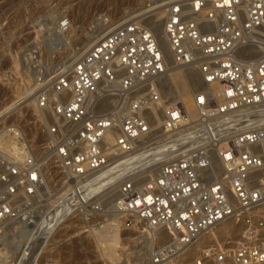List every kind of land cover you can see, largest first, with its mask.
<instances>
[{
  "label": "built area",
  "instance_id": "2783aa9c",
  "mask_svg": "<svg viewBox=\"0 0 264 264\" xmlns=\"http://www.w3.org/2000/svg\"><path fill=\"white\" fill-rule=\"evenodd\" d=\"M173 1L164 26L173 61L213 86L197 95V117L147 82L167 65L137 18L80 57L38 63L45 140L33 156L20 137L23 163L0 150V222L36 220L58 198L56 231L77 221L90 233L117 217L151 236V264H264V0ZM58 27L67 32L69 18ZM62 35L51 39L58 54L68 45ZM155 112L163 113L159 128L151 126ZM123 164L129 172L107 184L105 173ZM18 188L34 199L13 203ZM225 222L233 226L226 237L203 242ZM161 233L170 240L161 243Z\"/></svg>",
  "mask_w": 264,
  "mask_h": 264
},
{
  "label": "rangeland",
  "instance_id": "374dc122",
  "mask_svg": "<svg viewBox=\"0 0 264 264\" xmlns=\"http://www.w3.org/2000/svg\"><path fill=\"white\" fill-rule=\"evenodd\" d=\"M172 2L174 1L0 0V139L10 132L11 134L13 132V136H15L14 133L16 136L18 134L21 138L23 137L29 146L30 154L33 156L38 152V145L45 140V137L39 133L38 127L44 111L38 107L34 97L35 83L33 81L36 77L37 69L35 67L38 63L56 61L59 57V59H65L67 56H74V51L78 49L77 55L80 57L99 41L102 35L101 31L108 25L131 17H139L140 19H138H142L141 23L145 25L150 16L151 19H149L162 47L167 48L164 26L167 8ZM64 17H68L70 20V27L66 32L68 39H65L68 40L66 41L68 45L62 53L58 54L53 51L51 39H53L52 35L56 31L55 28H57L59 21ZM175 72H177V77L180 76V79L176 76V79L173 78ZM175 72L169 75L167 84L160 82V86H157L160 94L164 99H169V102L184 101L183 105L185 104L186 107L187 99L184 98L192 93L189 96L192 97L190 99L195 106L193 109H197L195 95L210 87L203 83L202 76L196 72L186 68ZM181 79L182 81H180ZM179 83H185L183 87L186 88V92L182 85L179 86ZM211 87L213 88V86ZM179 91L184 92L180 93ZM183 93L185 97L180 95ZM188 108L187 106V110H190L189 113H192L193 109ZM195 110L193 111L196 113ZM194 112L192 115H195ZM150 119L151 126L153 128L158 127L163 121V113L155 112ZM110 136L106 139H113ZM25 156L26 154L23 152L18 156V160H15L10 154L7 155V158L12 162L23 163L20 158ZM4 222L6 226L15 223L13 227L15 225L18 227L7 229L5 233L4 240L7 242L0 245V264H151V247H149L147 239L142 238L141 235L132 230L123 228L121 224L122 229L118 227L119 224L116 225L115 223L107 226V229L115 228L112 231L117 232L121 239L119 244L109 240V243L103 245L106 256L117 254L114 258L106 260L107 257L102 254L103 251L99 249V253L98 250L102 245L97 243L96 246L94 244L96 240H94L93 235H90L92 232L84 233L80 222L74 221L70 225L63 226L55 233L53 241L43 238V247H39L40 243L38 242L40 240L38 239L29 242L28 237L24 238L25 240L18 237L15 232L20 229L19 219H16L15 222L11 220ZM232 228L233 226L228 227L221 235L207 239L206 242H213L214 239L226 237ZM237 231H234L230 237L233 244L240 240ZM166 240L165 237L164 241ZM114 259L117 262H114Z\"/></svg>",
  "mask_w": 264,
  "mask_h": 264
},
{
  "label": "bare ground",
  "instance_id": "6f19581e",
  "mask_svg": "<svg viewBox=\"0 0 264 264\" xmlns=\"http://www.w3.org/2000/svg\"><path fill=\"white\" fill-rule=\"evenodd\" d=\"M172 3H174V2H172ZM171 3V4H172ZM212 4L213 3H209L208 4V7L205 9V10H202V13L200 14V15H198L199 17H202V18H204L205 17V11H207V10H211V8H212ZM170 6V5H169ZM169 8V7H168ZM168 8H167V15H168ZM188 12H190V9L188 8V10H187ZM166 14V13H165ZM165 14H164V16H165ZM154 16V15H153ZM163 16V15H162ZM158 18H160L159 16H157ZM139 18V17H138ZM137 18V20H139ZM150 18V17H149ZM147 19V21H146V19H145V21H146V23H145V25H147V26H149L150 28H151V30L154 32V37L156 38V40H157V42H158V44L162 47V45H161V43H160V41H159V39H158V36L156 35V33H155V31H154V29H153V24H152V22H151V18L150 19ZM167 19V18H166ZM142 20V19H141ZM141 20H139L140 22H141ZM148 20H150V22H148ZM159 20V19H158ZM127 21H129V19H123V20H121V21H118V22H116V23H114V24H111V25H108L103 31H101V38L99 39V41L100 40H102L110 31H112L115 27H117V25L116 24H118V25H120L121 23H124V22H127ZM164 21H165V19H164ZM158 22V21H157ZM154 23V22H153ZM116 25V26H115ZM157 25V24H156ZM53 27V26H52ZM55 28V27H54ZM53 28V29H54ZM155 28V27H154ZM161 28H162V26H161ZM55 30L56 31H59V32H62V36H63V38H67V35H66V32L65 31H63L61 28H59L58 27V25H57V28H55ZM155 30H156V28H155ZM158 30V29H157ZM162 30V29H161ZM163 31V30H162ZM162 33V32H161ZM164 36V35H163ZM68 39V38H67ZM66 41H68V40H66ZM99 41H97L96 43H98ZM166 42H167V48H163L162 47V49H163V52H164V54H165V61H166V65H167V68H166V72L163 74V75H161V76H159V77H157V78H150V79H148L147 80V82L151 85V86H153L154 88H157V86L159 85L160 86V82H163L164 84H167V80H169L168 78H169V75L171 74V73H173V72H175V71H180V70H182V69H189L190 71H192V72H196L195 70H193L191 67H183V66H178V65H176L175 64V62L173 61V58H172V54H171V50H170V47H169V44H168V41H167V38H166ZM91 43V42H90ZM95 43V44H96ZM94 44V45H95ZM93 45V46H94ZM93 46H91L90 48H89V50L93 47ZM86 47V46H85ZM82 49H84V48H82ZM88 50V51H89ZM82 51V50H81ZM87 51V52H88ZM76 53L77 52H79V49L77 50V51H75ZM78 54V53H77ZM76 54V55H77ZM84 55V54H83ZM82 56V55H81ZM176 73L177 72H175V74H174V76H173V78L174 79H176V78H179L180 76H176ZM196 73H198V72H196ZM199 74V73H198ZM177 75H179V74H177ZM175 76H176V78H175ZM195 77V76H194ZM197 77V76H196ZM173 78H171V79H173ZM182 78V77H181ZM170 79V80H171ZM180 79V78H179ZM178 79V80H179ZM192 79H194V78H192ZM14 80V79H13ZM172 81H174V80H172ZM180 81H182V79L180 80ZM203 81V80H202ZM16 82V81H15ZM30 82V81H29ZM175 82H177V81H175ZM174 82V83H175ZM183 82H184V80H183ZM189 82V81H188ZM191 82H194V81H192L191 80ZM172 83V82H171ZM173 84V83H172ZM180 84V83H179ZM183 84H185V83H183ZM183 84H180L179 86H181L182 85V87H183ZM187 84V83H186ZM188 85V84H187ZM176 86V85H175ZM185 86V85H184ZM170 87H172V86H170ZM177 87V86H176ZM182 87H180V88H182ZM189 87V86H188ZM33 88V87H32ZM35 88V87H34ZM174 88V87H173ZM184 88V87H183ZM192 88V87H191ZM212 87L210 86V88L209 89H211ZM17 89V88H16ZM177 90L179 89V88H176ZM185 89L186 88H184L183 90L185 91ZM196 89H198L197 87H196ZM213 89V88H212ZM180 90V89H179ZM182 90V89H181ZM193 90V89H192ZM201 90V89H200ZM184 91H182V92H184ZM180 93H182L181 91H179ZM186 92V91H185ZM187 92H188V89H187ZM162 93V92H161ZM188 94H189V92H188ZM192 94V93H191ZM191 94H189V95H191ZM196 94V93H195ZM199 93H197V95H198ZM18 95V94H17ZM178 95V94H177ZM181 96L182 95H184V93L183 94H180ZM189 95H186V97H185V95H184V99H187L186 100V102H187V104H186V107L183 105V102L184 101H181L180 103L183 105V107L185 108V111H186V114H187V116L190 118V119H193V118H195V117H197V109L195 110V109H193L195 106H194V104H193V102L191 101V99L190 98H192V97H190ZM197 95H195L196 96V98H195V100H196V102H197ZM189 96V97H188ZM180 98V97H179ZM181 98H183V97H181ZM177 99V98H176ZM179 100V99H178ZM194 100V99H193ZM195 100H194V102H195ZM170 101V100H169ZM173 101V100H172ZM185 103V102H184ZM113 104H116V102H114ZM196 104V103H195ZM187 106L189 107L188 109H193V110H195L196 111V113L192 110V113L194 112L195 113V115H192V113H189L190 112V110L188 111L187 110ZM197 107V106H196ZM20 109V108H19ZM41 111V110H40ZM43 111V110H42ZM159 114V113H158ZM158 117V116H157ZM157 120V119H156ZM160 120V119H159ZM153 124V123H152ZM156 124V123H155ZM161 126V124L160 125H158V127L156 126L155 128H159ZM12 134H13V132H12ZM11 134V132H10V134H8V135H6L5 137H2L1 139H0V150L3 148L4 149V153L5 154H10L11 156L13 155V157H14V159L15 160H18V156H20V154H22V152L20 151L21 150V148H22V143L21 142H18L19 141V138H20V136H18V134H17V136H16V133H14L15 134V136H13ZM159 134H160V131H156L155 133H154V135H155V137H157V136H159ZM110 135V133H108V136ZM107 136V137H108ZM17 137H19V138H17ZM113 138V137H112ZM112 140L113 139H111L110 140V138L109 139H106V142H108V143H112ZM19 147H21L20 149H18ZM3 149H2V151H3ZM162 149L163 148H157V149H155V150H153L150 154V156H157L161 151H162ZM7 150V151H6ZM6 151V152H5ZM27 156V155H26ZM26 156L25 157H23V158H20V160L22 161V162H25V158H26ZM129 167H128V164H123L122 166H120V167H117V168H115V169H112V170H110V171H107L106 173H105V182H107V184H110V183H113V182H116V180H118L119 179V177L121 178V176H125L129 171ZM141 175H138L137 176V178L138 177H140ZM17 180H19L18 178H15V177H11V183L13 184L14 182H16ZM145 183V181H143L141 184L143 185ZM50 188V187H49ZM17 192H18V195L16 196V198H14V200H13V203H15V204H19V203H22V202H24V201H29V200H33L34 199V197H30L27 193H25L24 192V190L23 189H20V188H18L17 189ZM63 192H61V194H62ZM115 193H116V191H115ZM115 196V198L116 197H118V194L116 193V194H114ZM59 200H58V198H53L52 200H50L43 208H42V213H41V215H39V218H37L36 220H34V219H30L29 217H25V221L22 219V218H20L19 219V226H20V229L18 230V231H16L15 233H17V235H18V237H20V238H22V239H24V238H27L28 237V240H29V242L30 241H33V240H36V239H38V240H40V242H38V243H40V246L39 247H43L42 245V242H43V238H45V239H48V240H50L51 239V241H53L52 239L54 238V236H55V233L57 232L56 231V229H55V226H56V222H57V220H58V218L60 217V209L57 207V202H58ZM109 220H113V221H111V223L110 224H112V223H115L116 225H118L119 224V226L118 227H120L121 228V223L117 220V217H113V218H111V219H109ZM11 221H14L15 222V220H11ZM15 224V223H14ZM13 224V225H14ZM71 224V223H70ZM69 224V225H70ZM110 224H108L109 226H110ZM13 225L12 224H9V225H7L6 226V223L4 222V221H2V222H0V229H1V231H2V235L0 236V241H1V244L0 245H3V243H5V242H7L6 240H4V236H5V233L7 232V229L9 230V229H12V228H14V227H18V226H14L13 227ZM108 225H105L104 227H101L100 229H97V230H94L90 235H93V238H94V240H96V243L94 242V244L97 246V243L98 244H100V245H102V246H100L101 248H103V249H101L100 247L98 248V250L100 249L101 251H103V253L102 254H104L105 255V253H104V247H103V245L104 244H106V243H109V240H113L114 241V243L115 244H119V242H120V237H119V234L117 233V232H113L112 230H115V228H109V229H107L109 226ZM108 226V227H107ZM230 226H232V224L230 225V224H226V222L225 223H223V224H221L220 226H218L217 228H216V230H213L212 232H209V234H207V235H205L203 238H202V240H203V242H205V241H207V239H212V238H216V236H218V235H221L222 234V232H224V230H227L228 229V227H230ZM62 228V227H61ZM60 228V229H61ZM122 229V228H121ZM14 230V229H13ZM56 231V232H55ZM8 234V233H7ZM108 234V235H107ZM139 235H141L142 236V238H145V239H147V241H148V244H149V247H151V254H150V261L152 260V248H153V244H154V241H153V239H151L150 237H149V235H147V234H145V233H138ZM41 237V238H40ZM165 237H166V241H168V240H170L169 239V236L166 234V233H161L160 235H159V238H160V240L158 239V241H160L161 243L164 241V239H165ZM9 238V237H8ZM44 239V240H45ZM25 240V239H24ZM93 240V239H92ZM106 240V241H105ZM50 241V242H51ZM108 241V242H107ZM91 242H93V241H91ZM21 243H22V241H21ZM161 243H159V244H161ZM121 244V243H120ZM157 244V243H156ZM158 244V245H159ZM37 247V246H36ZM38 247V248H39ZM95 247V246H94ZM199 247H202V245H200ZM96 248V249H97ZM10 249V248H9ZM100 250H99V253H100ZM39 251V250H38ZM7 253V252H6ZM99 253H98V256H99ZM196 252L194 251V252H192V256L195 254ZM102 254H100V256L101 257H103L102 256ZM117 254H111L110 256H106L107 258H105L106 260L107 259H110V258H114L115 256H116ZM122 255V254H121ZM4 261V260H3ZM38 261V260H37ZM109 261V260H108ZM114 262H117L115 259L113 260Z\"/></svg>",
  "mask_w": 264,
  "mask_h": 264
}]
</instances>
